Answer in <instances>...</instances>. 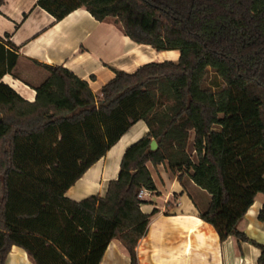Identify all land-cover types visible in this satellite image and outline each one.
<instances>
[{"label":"trees","instance_id":"16d2710c","mask_svg":"<svg viewBox=\"0 0 264 264\" xmlns=\"http://www.w3.org/2000/svg\"><path fill=\"white\" fill-rule=\"evenodd\" d=\"M38 4L58 21L78 8L99 21L114 18L134 41L177 49L180 57L131 73L115 70L100 95L58 65H45L50 76L36 87L34 101L0 81V264L14 245L35 264H100L115 238L138 264L136 247L150 221L139 193L157 189L150 161L168 162L179 179L187 174L208 192L200 217L222 241L232 236L258 246L264 264V244L240 228L264 194V0ZM17 60L0 42V79ZM140 120L149 132L127 148L106 195L67 197ZM259 217L264 220V206Z\"/></svg>","mask_w":264,"mask_h":264},{"label":"crops","instance_id":"0c3cea01","mask_svg":"<svg viewBox=\"0 0 264 264\" xmlns=\"http://www.w3.org/2000/svg\"><path fill=\"white\" fill-rule=\"evenodd\" d=\"M0 42L18 54L13 71L0 81L29 101L35 100L36 87L50 76L45 65L69 69L100 95L103 86L115 77V70L131 73L150 62H176L180 57L177 49L158 51L134 41L114 18L99 21L85 8L58 21L38 0H5L0 6ZM148 132L145 121L136 122L68 189L66 196L75 201L95 194L105 196L110 181L119 175L127 148ZM147 166L157 189L143 197L146 203L142 210L150 214V221L136 247L138 264H258V246L249 241L239 243L232 236L222 241L216 228L200 217L211 195L189 175L179 179L168 162L155 165L150 161ZM263 206L264 194L259 193L240 223L251 239L262 244L264 220L259 214ZM6 264L35 262L23 248L14 245ZM100 264H131V256L123 242L115 238Z\"/></svg>","mask_w":264,"mask_h":264},{"label":"rangeland","instance_id":"374dc122","mask_svg":"<svg viewBox=\"0 0 264 264\" xmlns=\"http://www.w3.org/2000/svg\"><path fill=\"white\" fill-rule=\"evenodd\" d=\"M214 73L213 72H210L209 73V77H208V80H207V85H210L211 83H212V81H213V79H214Z\"/></svg>","mask_w":264,"mask_h":264},{"label":"water","instance_id":"95a60500","mask_svg":"<svg viewBox=\"0 0 264 264\" xmlns=\"http://www.w3.org/2000/svg\"><path fill=\"white\" fill-rule=\"evenodd\" d=\"M158 147V142L153 139L152 142H151V149H156Z\"/></svg>","mask_w":264,"mask_h":264},{"label":"built area","instance_id":"2783aa9c","mask_svg":"<svg viewBox=\"0 0 264 264\" xmlns=\"http://www.w3.org/2000/svg\"><path fill=\"white\" fill-rule=\"evenodd\" d=\"M147 193L146 189H142L139 193V197L143 199L144 195Z\"/></svg>","mask_w":264,"mask_h":264},{"label":"bare ground","instance_id":"6f19581e","mask_svg":"<svg viewBox=\"0 0 264 264\" xmlns=\"http://www.w3.org/2000/svg\"><path fill=\"white\" fill-rule=\"evenodd\" d=\"M11 259V258H10Z\"/></svg>","mask_w":264,"mask_h":264}]
</instances>
